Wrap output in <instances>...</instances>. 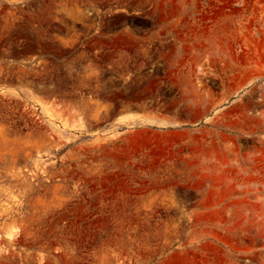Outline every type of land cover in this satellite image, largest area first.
I'll list each match as a JSON object with an SVG mask.
<instances>
[{"label":"rangeland","instance_id":"374dc122","mask_svg":"<svg viewBox=\"0 0 264 264\" xmlns=\"http://www.w3.org/2000/svg\"><path fill=\"white\" fill-rule=\"evenodd\" d=\"M0 264H264V0H0Z\"/></svg>","mask_w":264,"mask_h":264},{"label":"crops","instance_id":"0c3cea01","mask_svg":"<svg viewBox=\"0 0 264 264\" xmlns=\"http://www.w3.org/2000/svg\"><path fill=\"white\" fill-rule=\"evenodd\" d=\"M122 118H123L122 122H124L125 120H128L131 117H130L129 113H125L122 115ZM156 118H158V121L154 122V125H157L159 127H161L162 125L165 126V125H169V124L173 123L172 117L168 116V115H158V116H156ZM202 128H200V129H202ZM156 129L157 128L154 127L155 131H156ZM193 131L195 132V131H197V129H194ZM188 145L191 147V150L194 151V153L192 155L196 159V161L198 162L197 164H195L193 166L194 170H192L196 174H201V172L203 171L202 168H204V167L202 165H200V161H201L202 157L212 155L217 160H221L222 162L224 160L225 147H224V143H222L220 141L203 142V141L199 140V141L190 142V143H188ZM170 146H172V145H170ZM213 168L214 169L212 170V172L214 174H218L219 171H220V173L223 172V167H220V170H219V166L214 165ZM198 181H202V179H199ZM196 187H198V186H196Z\"/></svg>","mask_w":264,"mask_h":264}]
</instances>
